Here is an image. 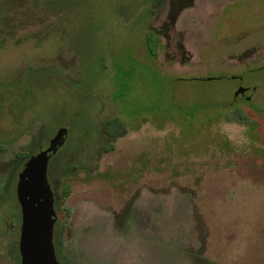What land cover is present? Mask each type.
Wrapping results in <instances>:
<instances>
[{"label": "rangeland", "instance_id": "obj_1", "mask_svg": "<svg viewBox=\"0 0 264 264\" xmlns=\"http://www.w3.org/2000/svg\"><path fill=\"white\" fill-rule=\"evenodd\" d=\"M62 127L61 264H264V0H0V264Z\"/></svg>", "mask_w": 264, "mask_h": 264}, {"label": "water", "instance_id": "obj_2", "mask_svg": "<svg viewBox=\"0 0 264 264\" xmlns=\"http://www.w3.org/2000/svg\"><path fill=\"white\" fill-rule=\"evenodd\" d=\"M247 91L239 86L234 99ZM250 99V96L247 97ZM66 129L62 127L48 143L46 149L32 155L18 175L17 199L21 206L19 235L20 264H61L53 241L57 219L54 192L47 176L49 157L62 144Z\"/></svg>", "mask_w": 264, "mask_h": 264}, {"label": "trees", "instance_id": "obj_3", "mask_svg": "<svg viewBox=\"0 0 264 264\" xmlns=\"http://www.w3.org/2000/svg\"><path fill=\"white\" fill-rule=\"evenodd\" d=\"M232 103H234V101ZM124 131L125 130L123 129L121 132L110 133L108 135L111 137V139L115 140ZM21 154H22V152H17V155H21ZM70 190H71V187H70L69 183H65L63 185L62 192L60 194L61 195L60 197H61L62 202H64L66 200L67 196L70 194ZM0 194H1V189H0ZM65 209H66V212H69V209L68 208H65Z\"/></svg>", "mask_w": 264, "mask_h": 264}, {"label": "flooded vegetation", "instance_id": "obj_4", "mask_svg": "<svg viewBox=\"0 0 264 264\" xmlns=\"http://www.w3.org/2000/svg\"><path fill=\"white\" fill-rule=\"evenodd\" d=\"M238 79L241 80L242 78H241V77H238ZM239 86H242V85H239ZM239 86H238V87H239ZM244 87H246V86H244ZM246 88H247V91H248L249 88H248V87H246ZM255 89H256V87L254 86V87H253V90H255ZM247 91H246V92H247ZM246 92H245V94H246ZM245 94H243V95H245ZM238 96H239V95H238ZM238 96H237V97H238ZM247 97H248V95L245 96L246 100H247V101H250V100H251V97H250V99H248ZM49 141H50V140H49ZM48 143H49V142H48ZM47 146H48V145H47ZM53 235H54V234H53Z\"/></svg>", "mask_w": 264, "mask_h": 264}]
</instances>
